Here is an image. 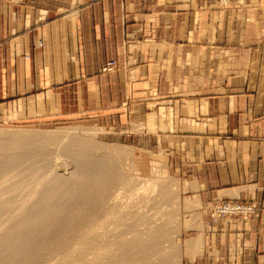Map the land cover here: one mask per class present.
Returning a JSON list of instances; mask_svg holds the SVG:
<instances>
[{
	"label": "crops",
	"instance_id": "1",
	"mask_svg": "<svg viewBox=\"0 0 264 264\" xmlns=\"http://www.w3.org/2000/svg\"><path fill=\"white\" fill-rule=\"evenodd\" d=\"M0 123L89 124L186 186L180 264H264V0H0Z\"/></svg>",
	"mask_w": 264,
	"mask_h": 264
},
{
	"label": "bare ground",
	"instance_id": "2",
	"mask_svg": "<svg viewBox=\"0 0 264 264\" xmlns=\"http://www.w3.org/2000/svg\"><path fill=\"white\" fill-rule=\"evenodd\" d=\"M69 131L0 132V264H173L167 231L126 224L143 187L117 162L125 152Z\"/></svg>",
	"mask_w": 264,
	"mask_h": 264
},
{
	"label": "rangeland",
	"instance_id": "3",
	"mask_svg": "<svg viewBox=\"0 0 264 264\" xmlns=\"http://www.w3.org/2000/svg\"><path fill=\"white\" fill-rule=\"evenodd\" d=\"M57 130H71L69 133L72 132L70 133L72 135L75 133L78 134L80 136L79 137L77 135L78 138H91L98 144L104 145L102 146L105 148L104 151H107L109 155L112 154L111 156H115L117 154V150L120 148L125 152L126 157H116L121 169L124 171L126 176H131V178L137 179L132 182V185H142L140 188L143 187V189L147 187L144 190L142 189L141 196L139 194V197L135 198L136 201L142 198V200H140L141 202L139 201L140 203H135L136 201H132L131 204H126V224L135 222L138 225L140 222L141 225L139 229L145 234L144 236H146L148 232H151V230L163 229L167 231L169 233V239L163 244V254L170 256L173 264H180V245L182 242L183 233L186 232L187 229H189L192 225L193 212H188L189 209H187V204L190 203L191 199H189L184 193L186 186L179 180L170 176L167 170L155 168L150 177L143 178L137 176L134 173L132 167L133 152L131 149H128L123 145L102 142L96 137V131L91 128L89 124L47 123L26 125L0 123V132L4 131L8 133L21 132L27 134H40L42 132H52ZM97 153L100 154L101 151H98ZM151 182L154 184L156 183L158 187L153 189V186L150 184ZM142 183L146 184V186H144ZM148 187L150 188L148 189ZM136 213L138 215H136ZM135 215L138 217L135 218ZM154 260L156 259L154 258Z\"/></svg>",
	"mask_w": 264,
	"mask_h": 264
},
{
	"label": "built area",
	"instance_id": "4",
	"mask_svg": "<svg viewBox=\"0 0 264 264\" xmlns=\"http://www.w3.org/2000/svg\"><path fill=\"white\" fill-rule=\"evenodd\" d=\"M84 4L92 5L94 3L103 0H83ZM222 6L234 4L242 5L244 0H218ZM44 41H39V46L43 47ZM116 68V62L110 61L103 67V72H111ZM254 206L252 204L243 203L239 201H222L217 202L213 206V216L216 217H229V216H239L242 218H247L254 213Z\"/></svg>",
	"mask_w": 264,
	"mask_h": 264
}]
</instances>
